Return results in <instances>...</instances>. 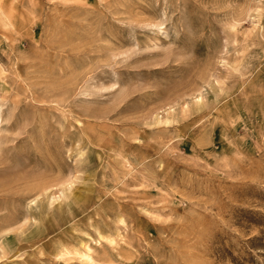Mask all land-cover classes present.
<instances>
[{
  "label": "rangeland",
  "instance_id": "1",
  "mask_svg": "<svg viewBox=\"0 0 264 264\" xmlns=\"http://www.w3.org/2000/svg\"><path fill=\"white\" fill-rule=\"evenodd\" d=\"M0 264H264V0H0Z\"/></svg>",
  "mask_w": 264,
  "mask_h": 264
}]
</instances>
